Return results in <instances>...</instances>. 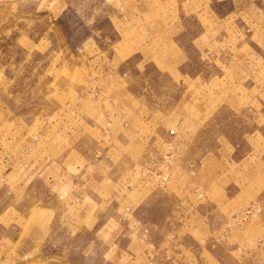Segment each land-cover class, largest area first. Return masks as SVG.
Wrapping results in <instances>:
<instances>
[{"label": "rangeland", "instance_id": "374dc122", "mask_svg": "<svg viewBox=\"0 0 264 264\" xmlns=\"http://www.w3.org/2000/svg\"><path fill=\"white\" fill-rule=\"evenodd\" d=\"M182 1L185 12L200 7L199 0ZM142 5V0H0V264H209L200 253L201 243L188 233L200 223L201 209H175L181 195L157 190L137 204L143 194L131 185L135 175L125 191L121 174L106 176L103 166L102 181H96L93 169L81 171L80 179L34 175L48 159L56 171L58 136L73 141V112L67 103L74 100L75 85L87 93L94 86H107L115 90V101L120 99L115 83L125 76L129 84L145 89L151 104L164 106L186 98L193 106L191 113L205 107V116L214 115V120L204 125L205 138H193L191 149L180 154V168L194 164L198 169L213 152L228 159L226 166H240L238 179L240 174L247 178L239 194L241 217L257 203L251 202L250 188L264 179V0H206L209 14L189 17L192 33L204 27L215 40L206 50L203 85L206 78L208 89L196 92L192 81V92L183 95L178 82L165 92L154 91L142 65L132 63L128 72L111 63L121 21L140 19ZM211 8L228 21H220ZM150 28L159 31L161 25L156 22ZM229 103L240 110H232ZM101 115L100 111L97 117ZM96 130L104 138L93 141L95 135L86 134L91 138L84 149L101 158L108 136L105 128L103 134L101 127ZM229 135L246 138L254 150L248 159L251 166L230 158L234 147L220 139ZM43 139L49 140L52 154L43 150L48 143L39 147ZM150 152L156 156L157 146ZM164 166L153 168V185L165 186L170 180L161 181ZM199 186H193L196 203L205 198ZM212 221L219 227L225 223L221 216ZM230 227L231 223L224 227L221 239ZM8 228L11 231L4 235ZM33 230L37 235H30ZM220 255L222 264H236L234 254Z\"/></svg>", "mask_w": 264, "mask_h": 264}, {"label": "crops", "instance_id": "0c3cea01", "mask_svg": "<svg viewBox=\"0 0 264 264\" xmlns=\"http://www.w3.org/2000/svg\"><path fill=\"white\" fill-rule=\"evenodd\" d=\"M171 3L175 4V7L170 5ZM183 3L182 0H142L143 9L138 12L140 19L121 21V28H119L121 37L114 43L111 54V63L114 67L130 72L129 69L134 67L132 63L144 66L145 75L151 79L154 91L165 92L169 86L178 82L182 95L189 94L192 92L190 88L192 81H196V92L206 91L208 89L206 78L203 85L208 57L206 50L208 44L215 39L204 27L192 33L188 19L194 15L197 16L196 13L209 14V9L205 8L206 0H199L198 9L194 12H185L186 4ZM211 12H215L214 16L216 15L224 24L228 21H225L224 16L220 17L218 11L211 8ZM156 22L161 25V30L153 32L150 26ZM224 32L228 34L231 30L226 27ZM131 71L134 73V70ZM124 78L126 77H121L120 81L115 83V87L118 88L117 97L120 98L115 101H113L115 90H112L114 93L110 92L107 86H94L93 91L88 90L91 93H87L84 88L76 85L73 87L74 100L72 104L67 103L69 110L73 112L71 117L73 141L70 143L61 135L58 136L55 152L60 160L55 161L57 165L55 172L54 166L51 167L54 165L53 162H49L48 159V162L43 160L39 166L41 171L36 167L39 173L35 171L32 173L44 178H50L53 174L63 179H80L81 171L93 169L91 173L98 174L96 181H102L103 173L106 176H113V173L119 172L122 178L121 187H125V191L130 189L128 179L135 175L136 183L131 185L139 189L140 195L143 194L137 198V204L144 203L153 191L158 190L169 195L182 196L179 202L174 203V208L177 210L187 207L188 210L197 212L200 207V223L190 227L188 233L201 243L200 253L209 264H222L220 255L222 251L234 254L236 264H264V179L257 180L250 188L254 193V196L252 195L254 200L251 202L256 201L257 203H253L256 205L259 203L261 212L244 222L240 219L243 211H240V208L243 202L239 200V194L247 187L244 181L247 178L244 177L245 174L244 176L240 174V179L237 178L239 165H232L230 168L225 165L228 164V159L227 161L221 159L213 152L206 154L205 161L200 163L198 169H194V164L180 168L178 163L180 154L187 153L191 149L193 138H205L201 136L202 129L204 125L208 126L214 120V115L211 118L205 116L203 106L199 109L194 108V112L191 113L193 106L191 107L186 98L180 102L178 98L175 103L164 106L151 104L145 95V89L140 91V88L129 84ZM64 89L69 90L65 87ZM133 102H137V105L134 106ZM230 106L234 111L235 108H237L236 111L240 110V106ZM100 111L102 115L97 117ZM188 113L195 115V118L192 117L193 115L188 116ZM109 122L110 127H104ZM167 123L172 126L168 128ZM100 127L101 131L106 129L108 136L103 140L106 146L102 150L101 158L94 155V152L87 153L84 149L91 137L93 141L100 137L104 138L96 130ZM171 129H175L174 134H170ZM90 133L95 136L86 135ZM220 139L229 141L234 147V153L230 158H238L242 165L251 166L248 159L254 150L247 146L248 142L244 136L229 135L221 136ZM48 142L49 140L43 139L39 147L40 145L44 147ZM168 142L175 151L173 161L168 168L170 180L165 186L153 185L149 175L154 173L153 168L159 170V167L164 165L162 160ZM49 145L50 143L43 150L52 154V148ZM152 146H157L156 156L150 152ZM102 166L106 169L103 173ZM164 168L167 169L166 166ZM193 170L196 172L195 181L191 175ZM261 174L264 175V170H261ZM112 179L109 180L112 181ZM195 183H199V187L205 192V198L199 203L194 200ZM28 186L27 183L25 188L27 189ZM122 198H120L121 201ZM128 200L130 199L123 202ZM27 203L30 204V202ZM214 216H221L225 223L220 227L214 225L212 221ZM228 223H231V227L221 239L224 236L222 231ZM41 228L43 229V226ZM41 228H38L39 231H43ZM7 231L11 230L6 229L4 235H7ZM30 235L37 234L33 230Z\"/></svg>", "mask_w": 264, "mask_h": 264}, {"label": "built area", "instance_id": "2783aa9c", "mask_svg": "<svg viewBox=\"0 0 264 264\" xmlns=\"http://www.w3.org/2000/svg\"><path fill=\"white\" fill-rule=\"evenodd\" d=\"M175 133V129H171L170 130V134H174ZM166 152L163 155V163L166 165V172L163 174L161 173V181L162 182H167L168 179L170 178V172L168 171V168L171 165V162L173 161V157L175 154V151L171 145L170 142L166 143ZM200 196L202 197L203 194H200ZM261 212V208L260 206L256 205V204H252L251 207L247 208L246 211L243 213V216L241 217V220L246 221L247 219H249V217L251 216H255L257 214H259Z\"/></svg>", "mask_w": 264, "mask_h": 264}]
</instances>
